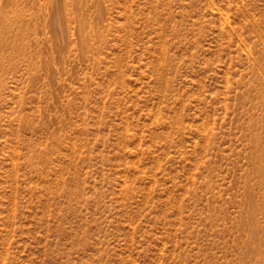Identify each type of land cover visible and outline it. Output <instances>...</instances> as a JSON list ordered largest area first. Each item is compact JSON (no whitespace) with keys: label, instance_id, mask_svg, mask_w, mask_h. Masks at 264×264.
<instances>
[{"label":"rangeland","instance_id":"374dc122","mask_svg":"<svg viewBox=\"0 0 264 264\" xmlns=\"http://www.w3.org/2000/svg\"><path fill=\"white\" fill-rule=\"evenodd\" d=\"M0 264H264V0H0Z\"/></svg>","mask_w":264,"mask_h":264},{"label":"bare ground","instance_id":"6f19581e","mask_svg":"<svg viewBox=\"0 0 264 264\" xmlns=\"http://www.w3.org/2000/svg\"><path fill=\"white\" fill-rule=\"evenodd\" d=\"M260 93V92H259Z\"/></svg>","mask_w":264,"mask_h":264}]
</instances>
